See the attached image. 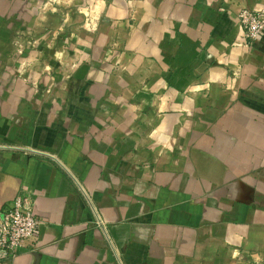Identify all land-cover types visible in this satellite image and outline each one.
Returning a JSON list of instances; mask_svg holds the SVG:
<instances>
[{"label": "crops", "instance_id": "1", "mask_svg": "<svg viewBox=\"0 0 264 264\" xmlns=\"http://www.w3.org/2000/svg\"><path fill=\"white\" fill-rule=\"evenodd\" d=\"M264 0H0V264H264Z\"/></svg>", "mask_w": 264, "mask_h": 264}, {"label": "built area", "instance_id": "2", "mask_svg": "<svg viewBox=\"0 0 264 264\" xmlns=\"http://www.w3.org/2000/svg\"><path fill=\"white\" fill-rule=\"evenodd\" d=\"M244 35L250 45L264 35V10L242 9L238 14ZM39 219L29 193H19L0 209V260H12L20 250L34 247Z\"/></svg>", "mask_w": 264, "mask_h": 264}]
</instances>
